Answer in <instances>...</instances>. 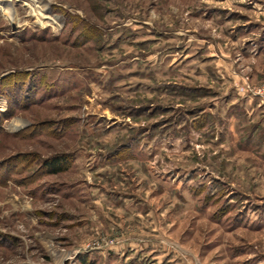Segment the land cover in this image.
I'll list each match as a JSON object with an SVG mask.
<instances>
[{
	"label": "rangeland",
	"instance_id": "374dc122",
	"mask_svg": "<svg viewBox=\"0 0 264 264\" xmlns=\"http://www.w3.org/2000/svg\"><path fill=\"white\" fill-rule=\"evenodd\" d=\"M37 1L0 10V264H264V0Z\"/></svg>",
	"mask_w": 264,
	"mask_h": 264
},
{
	"label": "bare ground",
	"instance_id": "6f19581e",
	"mask_svg": "<svg viewBox=\"0 0 264 264\" xmlns=\"http://www.w3.org/2000/svg\"><path fill=\"white\" fill-rule=\"evenodd\" d=\"M12 1L13 0H0V10H1V12H3L6 15V17L9 20H12L13 18L17 17L16 10H15L13 4H12ZM34 1L38 2L37 0H34ZM40 1L42 2L43 7L44 6L45 7L47 6L46 5L47 4L46 0H39V2ZM46 9H47V7H46ZM35 16H39V15H35ZM41 18L42 19H47L48 18L49 20L57 23V17L56 16H51L50 14H48V11H46L45 13H43L41 15ZM49 24L50 23L47 20V26Z\"/></svg>",
	"mask_w": 264,
	"mask_h": 264
},
{
	"label": "trees",
	"instance_id": "16d2710c",
	"mask_svg": "<svg viewBox=\"0 0 264 264\" xmlns=\"http://www.w3.org/2000/svg\"><path fill=\"white\" fill-rule=\"evenodd\" d=\"M63 163H64L63 160H55L54 162L51 163L50 167L54 172H60L64 170L62 165Z\"/></svg>",
	"mask_w": 264,
	"mask_h": 264
},
{
	"label": "built area",
	"instance_id": "2783aa9c",
	"mask_svg": "<svg viewBox=\"0 0 264 264\" xmlns=\"http://www.w3.org/2000/svg\"><path fill=\"white\" fill-rule=\"evenodd\" d=\"M241 89H243V90L248 89L249 91L254 92V87H252V85L249 82H244V85L241 86ZM255 93H257V92H255Z\"/></svg>",
	"mask_w": 264,
	"mask_h": 264
}]
</instances>
